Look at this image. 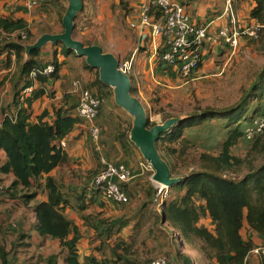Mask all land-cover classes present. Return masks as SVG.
<instances>
[{
	"label": "trees",
	"instance_id": "1",
	"mask_svg": "<svg viewBox=\"0 0 264 264\" xmlns=\"http://www.w3.org/2000/svg\"><path fill=\"white\" fill-rule=\"evenodd\" d=\"M37 1L40 3L41 0ZM55 1L57 2L55 7L60 17L61 12L63 14L66 9L60 0ZM256 1L257 6L252 15L264 25V0ZM43 2L46 3L47 0ZM0 29L7 33L27 30L29 34L26 41H23L19 34L17 38L4 39L0 48V50L12 49L17 60V70L11 76L9 73L5 77L12 84L15 110L12 112L13 115H8L0 126V149H3L7 154V162L0 171L3 173L12 172L15 176L12 184L5 189L6 193L9 192L12 196L20 197L26 204L36 201L38 235L60 241L61 250L47 258L48 264L143 263L135 259L124 260L126 256L135 255L137 252L132 249L134 244L127 246L126 241L121 238L118 239L115 244L116 248L113 250L115 257H108L105 253L101 258L95 255L81 256L78 244L84 233L69 218L66 209L70 207L79 213L83 212L87 208L86 202L94 197H102L104 200L110 201L106 198L104 189L92 186V181L101 172L104 165L101 161V168L86 180L80 191L68 188L61 179L49 175L53 169L68 160L65 151L67 147L65 138L81 123L82 119L78 115L74 116L69 113L68 109L63 106L54 111L56 116L54 120L46 118L49 117L47 109L35 121L32 119L33 103L45 94L49 82L58 78L60 64L57 61H47L41 58V48L33 49L29 58L24 60L25 44L31 36L29 27L24 20L0 17ZM76 30L77 23L74 36ZM259 35L261 37L258 41L259 48L264 49V27L260 28ZM221 41L224 40L221 39ZM84 43L94 44L85 41ZM56 44L63 45L61 42H56ZM62 52L76 54L75 51L64 45ZM7 63L9 64V61ZM48 64L55 65V72L48 76L39 74L37 80L43 88L33 91L30 96L21 101L23 88L33 85V80L30 78L31 71L42 69ZM202 64L203 58L197 71L201 69ZM85 65L92 72L95 70L97 72L96 80L90 82V85H97L99 94L103 97L109 95L107 90L111 92L110 95L114 96L113 88L111 89L110 86L100 81L98 70L86 62ZM197 71L193 72V77H197ZM3 84L4 80L0 81V88ZM133 89L132 86V92ZM240 92L241 96L235 104L220 109L210 107L204 110L200 109L161 134L156 143L162 157L169 163L172 174L183 177L180 182L169 188L168 197L170 196V198L163 199L162 216L157 217L156 222L167 223L172 227L174 238L177 240V237L180 236L188 247L196 250L203 259L202 264H248L247 257L257 246L244 239L242 231L245 223L248 224L249 229L256 231L259 235H264V135L255 133L251 139L247 137V129L254 127L257 121L264 118V68L260 71L258 79L253 81L249 88L243 87ZM95 94L98 95V93ZM101 96L100 98H102ZM6 108L7 106L3 109ZM213 118H220L219 123L224 124L222 128L225 130L226 140L219 146L218 154L202 152L196 161V169L189 173L190 162L188 163L183 155L186 154L190 139L183 141L185 144L182 145L183 149H180L179 153L176 144L182 139L184 140L185 129L208 128ZM152 125L154 124L148 118V126ZM130 130V128H126L122 133L120 130L115 131L110 143L100 139L103 142V145L100 142L101 146L105 150L111 151L115 148L114 141H117L127 155L130 153L129 150L134 152L133 150L139 148L131 141ZM240 139L250 142L249 150L243 157L232 153V148L237 145ZM62 141L66 144L65 148L62 147ZM207 142H210L213 148L218 141L215 143L213 138H207ZM97 156L99 157L98 154ZM226 173L234 175L225 176ZM45 175L46 177H44ZM238 175H242V177L240 179L234 177ZM43 178H45L44 189L47 191L48 199L38 202L39 184H36ZM123 187L129 196V201L126 204L130 205L132 200L138 198L137 193L135 188L130 187L129 184H124ZM144 193L145 200L142 202V206L155 203L156 196L153 187L145 188ZM207 216L215 226L212 230L201 223V220ZM83 219L87 225L96 230L97 238L103 239L102 244L98 247L99 250H103V246L105 248L107 245L106 240L111 238L114 233L120 232L129 220L126 216L105 219L89 214H83ZM96 220L99 223L96 224ZM23 236L28 237V235ZM1 249L0 257L3 259V264H7L6 253L3 248ZM117 249H122L123 253H117ZM260 257L264 259L263 256ZM175 259L177 263L181 261L183 264H194L190 256L181 251L177 253Z\"/></svg>",
	"mask_w": 264,
	"mask_h": 264
},
{
	"label": "crops",
	"instance_id": "2",
	"mask_svg": "<svg viewBox=\"0 0 264 264\" xmlns=\"http://www.w3.org/2000/svg\"><path fill=\"white\" fill-rule=\"evenodd\" d=\"M43 1L45 0H41L39 4L33 7H29L27 0H0V17L22 19L28 25L31 36L26 44L35 42L44 33H59L64 29L63 17L60 19L55 7L57 2L55 0H47L46 3ZM121 1L123 2V9L121 8L123 11L119 14L122 20L116 21L111 16L106 15H108V12H112L110 9L115 2L119 5L120 0L115 2L113 0H84L83 10L75 21L77 23L75 33H78V28L80 27L79 20H86L89 26L93 24L95 28V24H99L106 28L108 36H119L122 40H127L130 43V48L127 50L122 48L114 49L120 52L117 54L114 51V53L117 57L126 56V60L135 59L131 75L132 85L134 89L139 87L138 91L141 94L143 93L141 86L144 83V79L149 83L156 82L158 84L170 82V80H178V68L171 67L160 59L162 51L159 49L160 41H153L147 30L131 26V22L138 21L143 0ZM179 1L186 7L195 22L202 25L210 24L209 35L213 39L205 42L203 64L198 71L197 77L208 78L211 75L223 74L225 66L228 64L227 57H232L233 53H237L240 49L245 48L244 46H248L247 40L254 39L243 36L239 38L235 46L221 41L217 35L219 30L230 24V18L225 13L227 0ZM60 3L65 6V9L67 8L68 3L66 0H60ZM231 5L240 27L245 28L253 25L264 27L252 15L254 8L257 6L256 0H231ZM115 17L118 18V16ZM77 39L84 41L79 37ZM62 49L63 45L50 42L41 48V58L47 61H57L60 64V69L58 78L50 81L46 86L45 94L33 103L32 119L34 121L46 109L49 111V117L46 118L54 120L56 117L54 111L61 106L68 109L72 115L77 116L78 93L73 83L77 80L76 78H79L82 87H88L87 85L94 80L92 71L86 67V61L82 60L83 57L75 53L64 54ZM10 50V48L0 50V76L5 75L6 77L9 73L11 76L17 70L16 54L14 51L9 52ZM28 58L29 56L25 53L24 60ZM8 61L9 64L7 63ZM33 84L34 91L43 88L38 80L34 81ZM11 87L12 84L7 78L0 89L5 97H11V101L6 105L7 108L0 110V121L4 119L5 115H11L15 110ZM137 97L141 99L139 96ZM102 117V122L107 130L106 117ZM90 128L91 123L82 119L81 123L65 138L67 140L65 151L67 152L68 160L49 173V175L61 179L72 190L80 191L86 180L101 168L94 149ZM106 134H108L107 131L105 132ZM114 143L115 148L111 151L104 150L106 157L111 158L121 154L120 144L117 141H114ZM133 151L135 153L137 150ZM6 162L7 154L3 149H0V169ZM14 179L15 176L12 172L3 173L0 171V250H2L1 248L4 249L7 264H48L47 258L61 250L60 241L38 235V218L35 212L36 201L26 204L20 197L12 196L9 192L6 193L5 189L12 184ZM44 182L45 178L40 179L36 184H39L38 202L48 199L47 191L44 189ZM131 186L135 188L141 203L132 204L131 201L130 205L119 204L106 201L102 197H94L86 202L87 208L83 212L79 213L70 207L66 209L69 218L84 233L78 244L81 256L95 255L101 258L102 254L105 253L108 257H115L113 250L116 248V242L121 238L126 241L127 246L134 244L132 249L137 252L135 255L126 256L124 260L131 261L135 259L138 262L146 263L159 256H165L168 259V264H183L181 261L177 263L175 259L177 253L181 251L189 255L194 264H202L203 259L196 250L191 248L187 250L186 247L183 248L178 244V240L174 238L172 227L168 226L167 223L156 222V218L162 216V208L154 203L142 206V202L145 200L143 184L138 185V183L134 182L131 183ZM84 213L105 219H116L126 216L129 220L128 224L120 232L114 233L111 238L106 240L107 245H105V248L103 246V250H99L98 247L102 244L103 239L97 238L96 230L85 223L83 219ZM97 223H99L98 220H96ZM201 223L205 224L210 230L215 227L211 223L209 216L203 218ZM242 234L244 239L252 242L254 246L264 244V235H259L256 231L249 229L247 223L243 227ZM23 235H28V237ZM116 252L122 254L123 250L117 249ZM248 256V264H264V259L260 256L252 253ZM0 264H3L1 257Z\"/></svg>",
	"mask_w": 264,
	"mask_h": 264
},
{
	"label": "rangeland",
	"instance_id": "3",
	"mask_svg": "<svg viewBox=\"0 0 264 264\" xmlns=\"http://www.w3.org/2000/svg\"><path fill=\"white\" fill-rule=\"evenodd\" d=\"M115 1L117 0H113V2ZM122 3L123 2L121 0L119 5L115 2L113 7L110 9L112 12H108V15L106 16H111L112 19L121 21L122 19L120 18L119 13L123 11ZM61 14L60 18H62L63 16V14L62 16ZM115 16H118V18H116ZM190 16L192 21L198 24L192 18L191 14ZM79 24L80 27L78 28V33H76L75 36L79 37L85 42L99 44L105 51L112 53H114L115 51L117 54H119L120 52L114 49L122 48L127 50L130 48V43L127 42V40H122L119 36H108L106 28H103L99 24H95V28L93 27V24L89 26L86 20H79ZM142 30H147L153 41H159L160 38H153L152 32L149 28ZM259 39H261L260 36L258 39L247 40L248 46H244L245 48L240 49L237 53H233L232 57H227L228 64L225 66L223 74H216L217 76L211 75V77L208 78L192 77L189 79L185 78L180 72H178V80H170V82H162L160 84L156 82L149 83L144 79V83L141 86L143 93H139V87H137V89H133V94L135 96H139L141 98L140 100L143 102V104H145L147 116L152 124H161L166 119L172 117L188 118L196 111L200 109L204 110L208 107L213 109H220L228 107L233 103L235 104V102L238 101L239 97L241 96L240 90L243 87L249 88L250 84L258 79L260 71H262V69L264 68V49L259 48ZM118 58L121 61L126 60V56H121ZM82 60L85 62V57H83ZM92 73L95 76L94 79L96 80V70ZM2 80H7V78L5 79V75L0 76V81ZM87 86L93 92L100 95L99 87L97 85L93 84L91 86L89 83ZM1 91L2 90H0V110L8 105V103L11 101V97H5L3 91ZM107 91V93H109L108 96L103 97L100 95L102 97L101 99L103 103L101 108L102 113L97 120L92 122V124L95 126L98 125L97 127L101 129V132L104 131L100 139L103 138V141L111 142L113 133L115 131L120 130V133H122L126 130V128L131 129L134 117L122 107L118 106L115 102L114 96L110 95L111 92L109 90ZM102 116L106 117L107 130L104 127V123L102 122ZM219 119L220 118H213L208 128L200 127L197 130H195V128L185 129L184 140L182 139L176 144L179 153L180 149H183L182 145L185 144L183 141L190 139L187 145L186 154L183 155V158H186V161L188 163L190 162L188 170L189 173L193 171V169H196V161L198 160L202 152L207 151L212 154L219 153V146L222 145V143L226 140V135L224 133L225 130L224 128H222L224 124H220L219 122L221 120L219 121ZM106 131L108 132V134L105 135ZM207 138H213L215 143L217 141L219 143L217 142L216 145L212 148L211 143L207 142ZM93 144L95 152L99 155V161H102L104 163L105 158L102 157V155L105 156V149L103 148V146L101 149H97L95 143ZM249 146L250 142L248 140L240 139L237 145L232 148V153L243 157L249 150ZM129 152L130 153L127 155V153L122 149L120 155L116 157L114 156L111 158H106L109 162V159H111L112 162L125 164L132 171L134 177L131 181H129L130 185L131 183L135 182L136 184L138 183V185L143 184L144 189L153 187L155 189V196H157V193H159V191L162 190L163 192L169 189L168 187L160 188L158 184L153 181L152 178L154 169L151 164L144 159L139 149H137L135 153H133L131 150H129ZM227 175L234 174L226 173L225 176ZM234 177L240 179L242 175ZM168 198H170V196ZM140 201L141 200L137 198L135 200H132V204L141 203ZM154 204L158 206L156 200ZM178 244L183 248L186 247L187 250H189L190 248L185 242H183L182 238L179 239Z\"/></svg>",
	"mask_w": 264,
	"mask_h": 264
},
{
	"label": "built area",
	"instance_id": "4",
	"mask_svg": "<svg viewBox=\"0 0 264 264\" xmlns=\"http://www.w3.org/2000/svg\"><path fill=\"white\" fill-rule=\"evenodd\" d=\"M29 7L38 3L37 0H27ZM225 13L229 16L230 24L221 28L218 32L219 38L232 46L237 45L239 38L243 36L256 39L259 37L260 25L251 27H240L234 14L231 0H227ZM155 17V18H154ZM131 26L139 29L149 28L153 38H160L159 49L162 50L160 59L171 67H177L178 71L185 78H192L193 72L197 71L203 58V46L205 42L211 41L213 37L209 35L210 24L198 25L194 23L186 7L179 0H143L140 8L138 21L131 22ZM18 34L23 41L29 38L27 30L7 33L0 29V48L4 39L17 38ZM9 52H13L11 49ZM135 59L131 58L125 61L120 60V69L132 75ZM56 67L54 64L45 65L42 69H33L30 73L31 80L36 81L39 74L48 76L54 73ZM198 72V71H197ZM188 79V80H189ZM74 88L78 93V105L76 107L77 115L91 123V136L97 149H101L100 136L101 129L92 124L101 114L102 99L90 88L82 87L80 80L74 81ZM34 91V84L25 86L21 92L20 100L30 96ZM8 116L5 115L4 119ZM0 121V126L2 122ZM255 133L264 135V118L262 117L254 127L247 129V137L251 139ZM62 147L66 144L62 141ZM104 157L103 169L96 175L92 181L93 187L104 189L106 198L112 202L126 204L129 196L123 185L128 184L133 179L132 171L121 163L108 161ZM107 162V163H106ZM168 196V190L159 191L155 200L158 206L162 204L163 199ZM181 239V237H179ZM252 254L264 257V245L253 248ZM142 264H168L165 256H159L149 262Z\"/></svg>",
	"mask_w": 264,
	"mask_h": 264
},
{
	"label": "water",
	"instance_id": "5",
	"mask_svg": "<svg viewBox=\"0 0 264 264\" xmlns=\"http://www.w3.org/2000/svg\"><path fill=\"white\" fill-rule=\"evenodd\" d=\"M68 5L63 14L64 29L59 33H44L35 42L26 44V55L33 49L42 48L47 43L61 42L66 48L73 50L80 57H85L86 63L98 70L99 79L105 85L113 88L114 99L118 106L130 113L133 125L130 130V139L139 148L144 159L154 169L153 180L163 183L167 187L180 182L182 176L172 174L169 163L162 157L157 147L161 134L167 132L184 118L172 117L161 124L148 126V116L143 102L132 92L131 77L123 72L120 61L112 52L104 51L99 44L87 45L75 38L76 17L83 10L84 0H66ZM165 216L163 214V220Z\"/></svg>",
	"mask_w": 264,
	"mask_h": 264
},
{
	"label": "bare ground",
	"instance_id": "6",
	"mask_svg": "<svg viewBox=\"0 0 264 264\" xmlns=\"http://www.w3.org/2000/svg\"><path fill=\"white\" fill-rule=\"evenodd\" d=\"M154 181V180H153ZM155 183H157L158 184V186L160 187V188H165V187H167L166 185H164L163 183H159V182H156V181H154Z\"/></svg>",
	"mask_w": 264,
	"mask_h": 264
},
{
	"label": "clouds",
	"instance_id": "7",
	"mask_svg": "<svg viewBox=\"0 0 264 264\" xmlns=\"http://www.w3.org/2000/svg\"><path fill=\"white\" fill-rule=\"evenodd\" d=\"M76 38V37H75ZM105 51V50H104ZM117 57V56H116ZM118 58V57H117ZM120 61V60H119ZM166 64V63H165ZM130 76V75H129ZM131 77V76H130ZM78 80H80V79H78ZM132 80V79H131ZM168 188H170V187H168ZM168 191H169V189H167ZM163 203V202H162ZM160 208H161V205H160ZM179 236V235H178ZM180 237V236H179ZM179 237H177V240L179 241Z\"/></svg>",
	"mask_w": 264,
	"mask_h": 264
}]
</instances>
